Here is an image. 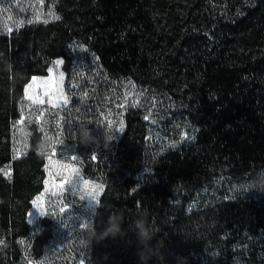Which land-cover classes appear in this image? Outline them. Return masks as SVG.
<instances>
[{"label":"trees","instance_id":"trees-1","mask_svg":"<svg viewBox=\"0 0 264 264\" xmlns=\"http://www.w3.org/2000/svg\"><path fill=\"white\" fill-rule=\"evenodd\" d=\"M46 2L53 18L0 31V243L14 247L30 233L27 212L46 177L37 122L25 153L15 154L26 84L63 57L65 118L80 125L108 89L131 82L168 99L171 115L193 130L153 147L133 102L123 103V128L107 140L92 129L97 141L84 146L78 129L85 172L104 185L86 264H140L131 229L141 216L155 229L148 264H264V0Z\"/></svg>","mask_w":264,"mask_h":264},{"label":"rangeland","instance_id":"rangeland-1","mask_svg":"<svg viewBox=\"0 0 264 264\" xmlns=\"http://www.w3.org/2000/svg\"><path fill=\"white\" fill-rule=\"evenodd\" d=\"M53 17L46 0H0V31H10L29 20ZM63 64L64 58L56 57L46 74L31 77L25 87L22 115L14 123L16 156L29 146L31 122H37L43 130L40 150L46 156V177L27 212L30 233L19 237L14 247L0 243L1 257L10 258L8 251L12 252V258L5 259L8 264H86L91 219L104 185L85 172V161L76 145L78 129L86 126L105 136L119 133L123 128V103L133 102L145 114L153 147L189 140L193 131L186 121L171 115L174 107L168 99L131 82L108 89L80 125L79 117L65 118L58 113L69 102ZM2 171L9 177L11 164H5Z\"/></svg>","mask_w":264,"mask_h":264},{"label":"clouds","instance_id":"clouds-1","mask_svg":"<svg viewBox=\"0 0 264 264\" xmlns=\"http://www.w3.org/2000/svg\"><path fill=\"white\" fill-rule=\"evenodd\" d=\"M80 143L83 144L84 146H89V145H95L97 141V137L93 136L91 134V131L89 128L81 127L80 129ZM105 139L107 140V136H105ZM123 223V221H121ZM132 229L131 231L134 233L137 244H138V252L137 256L139 258L140 264H148V261L152 259L153 256L156 255V251L154 246L151 244V241L153 240L155 236V229L153 228V225L148 222V220L141 216L139 219H136L132 222ZM110 226V219H109V224ZM93 233L95 234V229L93 228ZM107 231V228H105V232ZM124 234V229L120 228L119 231L113 233V232H108L107 235H105L103 232L98 234V239L99 240H104L107 239L109 236H119ZM88 244H91V239L87 240ZM181 258H178V264L179 260Z\"/></svg>","mask_w":264,"mask_h":264},{"label":"snow or ice","instance_id":"snow-or-ice-1","mask_svg":"<svg viewBox=\"0 0 264 264\" xmlns=\"http://www.w3.org/2000/svg\"><path fill=\"white\" fill-rule=\"evenodd\" d=\"M41 103H43V101H41ZM85 183H87V182H85Z\"/></svg>","mask_w":264,"mask_h":264}]
</instances>
